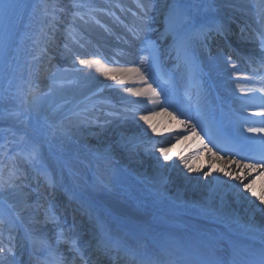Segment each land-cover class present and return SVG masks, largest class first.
I'll return each instance as SVG.
<instances>
[{"label": "bare ground", "instance_id": "bare-ground-1", "mask_svg": "<svg viewBox=\"0 0 264 264\" xmlns=\"http://www.w3.org/2000/svg\"><path fill=\"white\" fill-rule=\"evenodd\" d=\"M213 1L216 9L213 21L218 17L226 21L228 15L238 12L243 17L242 24L251 26L252 22L254 26L259 25L257 29L261 31V25L251 12L258 16L259 10L264 8V0H255L256 5H252L250 0ZM170 2H145L146 6L150 5L149 38L156 49L161 38L159 34L167 35L162 13ZM53 3L64 11L61 12L62 16L60 12L56 13L59 17L57 30L48 52L52 61L61 62L80 72L82 79L78 87H55L51 78L47 77L50 67L40 75L35 74L39 61L33 60L37 48L34 41L40 38L42 29L49 31L46 26L51 16L45 13L52 12ZM70 3L72 0H31L23 14L3 78L1 96L9 98L0 101V145H6L10 151L17 136H27L38 147L44 146L52 161L62 164L51 175L62 185L59 189L81 205L89 220L79 224L76 230V221L72 217L69 219L65 215V220L57 215L66 234L78 237L84 254L87 251L84 245L103 243L108 247L114 244L124 247L129 243L141 261L148 256L161 263L186 255L202 260L226 258L224 252L213 253L214 237L225 230V225L201 217L198 210L208 205L215 207L230 222H235L231 227L236 231L248 224L257 229L264 227V204L257 198L264 193V169L258 167L250 172L242 167L244 164L222 157L210 147L212 151L209 152L204 148L206 143L198 130L197 134L188 130L194 125L190 106L182 97L177 98L175 91L168 93L172 100L180 99L178 104L165 98L160 91L161 86L155 85L156 78L147 70L148 62L143 66L139 63L147 51L125 27L126 24L134 29L143 24L133 0H93L87 9L80 11L84 20L76 19L80 33H85L87 39L80 38V44L69 43V47L81 58L101 60L109 69L142 67L146 79H141L140 74H126L123 82L113 81L97 72L95 67L84 69L78 62L74 65V57L63 47L67 42L66 32L59 29L61 23L72 20ZM111 12L120 15L123 20L108 17L106 13ZM192 12L196 15L193 7ZM222 13H226V16L222 17ZM158 25L162 30L153 32V28ZM169 36L166 47L173 40ZM86 45L98 46L101 52L96 55V48L90 46L89 49ZM169 51L167 49L166 53ZM51 60L48 64H51ZM214 61L217 62L216 67L207 66L216 77V86L213 93L206 94L203 108L215 114L223 108L225 118H237L232 130L238 134L242 126H250L242 121L239 111L255 113L264 110V100L259 98L264 93L254 91L264 87V76L260 72L246 76L240 74L221 57H215ZM34 82H37L38 90H54L60 102L69 103L62 112L44 110L50 123L73 129L68 136L58 135L61 148L57 152L49 148L34 127L33 118L35 112H39L36 103L21 104L19 98L14 97L19 87L27 91L28 83L32 86ZM149 84L151 89L142 96L126 91L128 88L143 90ZM242 88L245 91H241ZM153 89L160 94L158 97L152 94ZM248 94L255 95L260 103L249 108L248 103L243 101V97ZM31 99L29 96L28 100ZM140 115H151V125L156 128V132H152L149 125L139 119ZM84 116L89 117V122L76 127ZM261 119L262 126L250 127L264 128V117ZM250 134L254 137L264 136V133H244L246 136ZM158 147H171L169 160H163ZM102 153L111 154L110 164L104 167L94 163L95 157ZM75 157L81 166L72 170L67 160ZM185 160L191 164V171L186 167ZM18 162L20 167L29 168L24 160ZM229 172L232 176L226 175ZM205 173L210 174L205 176ZM236 175L247 177L244 183L255 181L253 187L256 196L238 186L240 182L234 179ZM24 183L28 184L25 191L35 188L28 180ZM36 195L33 193L28 203L31 204ZM21 199L19 195L0 197V220L4 221L0 225V246L9 248V237L16 242L13 249L15 255L0 253V264H39L33 260V254L53 260L46 251L39 247L33 248L28 235L42 237L46 234L51 242L54 239V226L49 224L48 227L43 214H37L35 209L21 211ZM45 204L47 206L46 199ZM150 204L154 205L151 207ZM16 213L20 214V220L16 219ZM161 228L175 229L179 236L159 234ZM16 229L22 235L14 238ZM252 235L258 237L259 232ZM244 242L250 243L247 240ZM60 250L66 257H71L67 245L61 244ZM81 263L77 258L75 264Z\"/></svg>", "mask_w": 264, "mask_h": 264}, {"label": "snow or ice", "instance_id": "snow-or-ice-1", "mask_svg": "<svg viewBox=\"0 0 264 264\" xmlns=\"http://www.w3.org/2000/svg\"><path fill=\"white\" fill-rule=\"evenodd\" d=\"M72 7L73 9H76V11L72 13V24L75 23L77 18L84 20V15L81 14L79 9L87 7V5L81 3L80 0H73ZM138 7L142 13L140 19L143 21V24L137 28L129 29V31L133 33L135 39L141 40L142 43L145 41L148 42V46L152 49L149 55L153 60H156L157 55L155 44L154 42L149 41L146 35L148 31H151L149 23L150 5L146 6L145 4H138ZM192 7L194 6L185 4L183 0H171L170 3L165 5L166 11L162 13L164 16L165 33L171 35L173 38V49L176 52V59L178 61L182 59L184 61H188L195 52V45L202 44L204 41L210 39V33L215 32L223 34L225 30L222 24L209 26L205 21L199 20L198 17L193 14ZM6 11L7 9H5V12ZM63 11L64 10L62 8H57L56 4L53 3L52 12L49 13L46 11L45 13L46 16H51V20L46 26L49 31L45 32L42 29L40 38L34 41V44L37 45V48L34 50L35 55H33V60L39 61V65L35 69L36 75H40L42 71L46 72L48 70L47 64L52 59L48 52V47L54 42L55 32L57 30L56 24L59 20V17L56 15V13ZM258 23L261 25V31L258 33L260 59L262 62H264V8H261L258 12ZM72 24H69L65 29L67 34V42L64 43L63 47L74 57L72 60L74 65L78 62L79 65L84 66V69H92L95 67L97 72L113 81L123 82V78L126 74H140L141 79H146L143 76L142 67L109 69L105 67L99 59L81 58L69 47V43H79V41L73 35ZM7 49L8 44L5 43V54H7ZM148 59V57L141 59L139 62L140 65L143 66L148 61ZM232 67L235 68V64H233ZM82 70L83 69H81V71ZM58 71H60V69H58ZM55 75L56 73H52L53 79ZM262 80H264V78H262ZM37 89L38 85L37 88H33L31 83H28V90L25 91L23 87H19L14 94V97L19 98L21 104H34L39 99V96L36 94ZM149 89H151L150 84L143 90L128 88L126 91L132 92L136 96H142L147 94ZM241 91H245V89L242 88ZM254 91L264 93V87ZM152 94L157 97L160 95L158 92H155L154 89L152 90ZM29 96L32 97L31 101L28 100ZM8 98L9 97L0 96V101L7 100ZM259 98L264 100V96ZM164 111L166 112L167 109H164ZM156 114L157 113H152L151 115ZM14 115H19V113H14ZM151 115H140L139 119L147 123L152 132H156V128L151 125ZM252 115L264 117V110L255 112ZM173 118L175 119V117ZM88 122L89 117L84 116L80 123L76 125V127L79 128ZM188 130L192 134H197L195 125H191L190 129ZM245 132L253 134L264 133V128L242 126L238 134H233L237 139V144L234 145V147H238L240 152H252L253 155L251 158L257 160V163L244 164L242 167L249 169L250 172L257 169L258 167L264 169V136H246L244 135ZM52 134L55 135V130ZM64 135H67V132H65ZM186 138L187 137H185V139ZM204 148H206L209 152L212 151L210 148H208L207 144L204 145ZM157 150L163 157L164 161L170 159L169 153L171 152V147H158ZM21 154V152L12 153L7 149L6 145H0V197L14 195L21 196V203L23 204L21 211L35 209L37 214H43L45 224H52L54 226V239L51 242L47 238L46 234H44L42 237L33 236L31 234L28 235V240L33 248L39 247L46 251L48 255L52 257L53 264H65L66 260L67 264H75L77 258L80 259L82 264H88V258L85 256L84 252L79 246L78 237L66 234L65 230L60 226V217L57 215L58 207L55 203V191L59 187H62V185L59 183V180L54 179L51 174L47 173L46 171H42V169L45 168L42 151L39 147L33 146L32 150L24 155V161L31 168L40 171V174L45 176V182L48 189L50 190L48 195L52 197L51 200L47 201V206L45 204V199L39 194L40 186L38 182L35 188L25 191V189L28 188V184L24 183V181L27 180V177L22 174L19 162L17 161V157ZM237 154H239V152ZM213 155H215V153H213ZM110 162V153L99 154L95 157L94 161V163L100 167H104L110 164ZM184 163L186 167H188L189 171H191V164H188L186 160ZM237 164H239V161H237ZM209 174L210 173H205V176ZM226 175L232 176V173L229 172L226 173ZM234 179L240 182V185H238L239 187H242L243 189L247 190V192H250L252 196H256V192L253 187V184L255 183L254 180L244 183L247 177L241 175H236ZM33 193H37V195L30 204L28 203V199ZM257 198L261 204H264V193L260 194ZM198 214L201 217L210 220L212 223H220L225 225V230L216 234L214 237L215 243L213 245V253L215 254L218 252H224L226 253V258L202 260L200 261V264H264V227L257 229L254 225L248 224L243 225L242 230L236 231L231 227V224L235 222H230L218 209L211 205L200 208L198 210ZM16 219L20 220L19 213H16ZM33 219H35L34 216ZM3 224L4 221L0 220V225ZM33 231L36 230L34 229ZM257 231L259 232L258 237L256 235H252V233ZM257 239L259 241L258 258L251 259L249 257L254 256L257 249ZM245 240L250 241V243H245ZM61 244L67 245V252L72 254L70 258L66 257L64 252L60 250ZM105 247L107 246L105 245ZM97 251H100L99 244L97 245ZM5 252L15 255L12 248L6 249L3 246H0V253ZM133 259H135V257H133ZM143 264H158V262L151 256H148L144 259Z\"/></svg>", "mask_w": 264, "mask_h": 264}, {"label": "rangeland", "instance_id": "rangeland-1", "mask_svg": "<svg viewBox=\"0 0 264 264\" xmlns=\"http://www.w3.org/2000/svg\"><path fill=\"white\" fill-rule=\"evenodd\" d=\"M195 6L196 9L203 12V11H211L212 10V0H195ZM81 3L87 5V4H92L93 0H80ZM185 4L191 5L193 4L192 0H183ZM207 2L208 5L207 6ZM73 3V0H72ZM72 3H70L71 6V17L72 13L76 11V9H73ZM206 5V8H205ZM209 7V8H208ZM87 7L79 9V11H83L87 9ZM205 8V9H202ZM208 13V12H207ZM63 13L60 12V16H62ZM69 24H72V20H67L66 22H63L60 24L59 29L62 30V32H66L65 29ZM73 28V35L76 37L79 34V25L77 21H75L74 24H72ZM67 35V34H66ZM78 40V39H77ZM52 61V60H51ZM58 61V58H57ZM53 62V63H52ZM51 64H48L47 67L51 68L50 73H48L47 77L51 78L53 84L55 87H69V86H77L80 85V81L82 79L80 72L76 71L74 69H71L70 67L64 65L63 63L59 62V64L56 61H52ZM50 63V62H49ZM60 69V71H58ZM150 69V67H149ZM81 71V70H80ZM52 73H56L54 79L52 78ZM264 75V72H262ZM37 82H34V85H32L33 88H37ZM39 96V99L36 102L37 108L39 112H35L34 118H33V123L34 127L38 130V132L42 135V137L46 140L49 148L52 151H59L61 148L60 142H59V137L58 135H63V136H68L69 133L73 132V129L71 128L70 130L65 129V127L59 123H50L47 114L45 113V108L50 109L53 111V113L57 112H62L68 105L69 103L65 101L64 103L60 102L59 99H57L55 91L54 90H38L37 93ZM55 130V135H53V131ZM67 132V135H64V133ZM28 145V146H27ZM33 146H36V143L29 137L27 136H17L16 141L14 142L12 149L10 152L15 153V152H21L22 154L17 157V159H24V155L29 153ZM40 150L43 153L44 157V165L45 169H56L58 166H61L62 164L58 162L56 164L54 161H52V157L48 155L49 153L46 152L45 147H39ZM67 165L70 167L72 170H76L80 168V163L78 162V158H68L67 160ZM94 188L95 186L92 185ZM152 207V204H150ZM49 227V224H47ZM159 234L163 233L164 235H169L172 237H177L179 236V233L172 228H161V230L158 232ZM14 264H19V263H14Z\"/></svg>", "mask_w": 264, "mask_h": 264}]
</instances>
